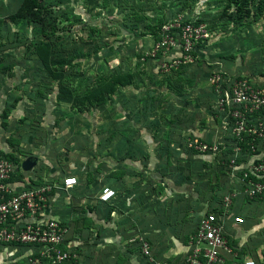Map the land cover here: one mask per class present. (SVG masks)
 Wrapping results in <instances>:
<instances>
[{"label": "rangeland", "instance_id": "rangeland-1", "mask_svg": "<svg viewBox=\"0 0 264 264\" xmlns=\"http://www.w3.org/2000/svg\"><path fill=\"white\" fill-rule=\"evenodd\" d=\"M22 1L0 0L1 130L9 125L10 136H20L22 158L50 156L85 170L100 188L113 181L120 213L129 205L124 197L135 195L125 221L136 229L157 213L156 199H167L156 197L160 185L172 193L180 175L174 149L218 137L213 77L264 86V6L257 1L240 20L228 0H42V24L7 21ZM101 84L98 105L84 100ZM175 113L194 123V133L171 124Z\"/></svg>", "mask_w": 264, "mask_h": 264}, {"label": "built area", "instance_id": "built-area-1", "mask_svg": "<svg viewBox=\"0 0 264 264\" xmlns=\"http://www.w3.org/2000/svg\"><path fill=\"white\" fill-rule=\"evenodd\" d=\"M212 83L218 91L217 116L222 117V123L217 127L218 137L213 141L190 139L187 146L202 153L218 151L227 132L237 137L243 132L263 137L264 123L250 126L248 121L254 113L264 112V86L249 79L227 78L224 74L213 77ZM235 151L236 158L230 162L233 178L236 177L235 159L240 157L241 149L237 147ZM24 159L26 157L11 161L0 145V254L6 255L0 264H66L78 257L77 248L73 245L69 227L53 214L52 202L62 193L68 194L79 187V180L73 175L49 176L46 171L42 175L36 172L35 176L24 175L19 179L15 176L16 170L22 174L30 172L22 168ZM238 179L239 182L233 184L234 192L223 199L222 212L205 215L197 223L195 231L190 233L185 256L178 264H226L228 255L236 256L226 224L228 221L243 222V218L235 216L232 210L236 197L253 199L264 194V160L251 162L248 171ZM116 196L115 189L103 186L98 199L107 203ZM139 240L141 254L149 263L172 264L156 259L149 242L144 237ZM244 264L255 263L246 261Z\"/></svg>", "mask_w": 264, "mask_h": 264}, {"label": "trees", "instance_id": "trees-1", "mask_svg": "<svg viewBox=\"0 0 264 264\" xmlns=\"http://www.w3.org/2000/svg\"><path fill=\"white\" fill-rule=\"evenodd\" d=\"M254 1L259 2L260 8L264 6V0H228L227 8L235 6L234 14L241 20L250 16V6ZM43 14L44 7L42 0H23L18 9L14 13L9 14L5 19L11 23H17L19 20L26 19L29 22L42 24L44 22ZM161 27L162 26L159 27V31ZM159 31L153 32L151 35L157 38ZM110 83L114 85L115 81ZM105 85L107 84H101L93 90V93L85 95L84 100L90 98L94 106L98 105V103L102 101L101 94L103 91L101 88L105 89ZM211 96H213V93ZM214 98L217 99L216 94ZM214 113L215 117L213 122L219 126L222 123V117L217 116V110H215ZM7 115L8 113H4L5 117ZM182 118L183 116L181 117L175 113L172 117L173 122H171V124H174L181 131H191L194 133V123H187V121H183ZM259 122L264 123V112L262 111L254 113L249 119L248 124L253 126ZM230 128L231 126H229L228 131H230ZM19 138L11 137L8 139V143L11 147L18 146L20 145ZM237 147L241 149V153L240 157L235 159L236 177L233 178V168L230 166V162L233 158H236L237 154L235 150ZM5 151L6 157L13 162L18 161L22 156L18 153L19 151L17 149ZM171 154V152H168L164 155V158L168 162ZM174 155L176 170L178 169L177 171L180 173L179 177H176L177 179H174L173 183L169 184L170 188L174 191L172 190V193L168 194L166 190L168 184H166L167 187L165 186L166 189L164 188L165 183L163 186L160 185V191L156 192L155 195L156 197L158 195H164L167 196V199H163V201H161L162 199H156L152 203V208L156 210L157 213L152 215L151 218H147L141 227L134 229L135 231L133 233H141L143 236H146L145 239L151 246L153 256L156 259L168 262L169 258H161L168 249L161 240L167 237L171 238V236L175 235L179 240L183 241L181 243L184 245L182 249H188L190 233L195 231L198 225L197 223L200 222L201 218L210 213L219 215L223 210L224 197L234 192L233 184L238 183V178L243 176L244 172L248 171V165L251 162L256 163L264 160V136L259 137L250 132H243L241 137H237L227 132V134L223 136L222 144L218 151H207L204 153L189 148L187 146V141L183 140L180 150L177 151L174 149ZM25 156L27 157L28 155ZM47 168L51 171L48 164L45 163V160H42L39 161V169L24 174L18 169L15 172V176L21 179L24 175L35 176L36 172L42 175L43 171ZM250 177H252L251 174ZM32 183L35 184L36 181L32 180ZM190 186L192 190L189 191ZM174 187L181 188L179 190V188L175 189ZM152 189L154 191L156 190L155 187ZM240 197L242 196L239 195L233 200L232 210L235 216L239 214L238 200ZM156 205L163 206L157 210L155 207ZM115 208L116 207L112 205L110 210L108 209L107 220L104 219V225L109 224L110 220H112L111 212ZM134 242H136L134 243V247L137 249L136 260L138 263L141 264L144 262V264H151L148 262L147 258L141 254L140 240L136 239ZM230 244L237 250V245L234 240L231 239ZM130 253H132V250ZM73 260L75 259H72V261Z\"/></svg>", "mask_w": 264, "mask_h": 264}, {"label": "crops", "instance_id": "crops-1", "mask_svg": "<svg viewBox=\"0 0 264 264\" xmlns=\"http://www.w3.org/2000/svg\"><path fill=\"white\" fill-rule=\"evenodd\" d=\"M20 110L21 106L19 105L16 108L15 116L20 113ZM15 116L12 118L15 119ZM7 128L9 129L10 126L8 125ZM8 129L5 130L3 128L1 130L0 127V145L5 150H16L18 149L17 145L11 147L7 142L11 137V134L7 132ZM55 148L54 155H59L61 149L58 147ZM32 157L37 159L38 166L39 161L42 160L36 156ZM44 160L51 169V171L48 168L44 170L49 176H58L59 178L60 175H73L78 178L80 183L79 187L70 191L68 194L62 193L58 198L53 199L52 202L53 214L61 218L69 227L71 239L74 242L73 245L77 248L78 257L66 264H96V262L97 264H140L136 260L137 249L134 247V243H136L134 241H136L135 238L138 234L134 237L135 227L133 225L128 226L127 221H125V217L132 215L134 212V203H136L135 195L131 198L124 197L127 200L125 204L129 205L128 207H124V213H120V206H115L116 198L107 203L101 202L98 199V195L103 186L101 188L99 187V182H95V177L93 183L90 182L89 177L85 175V170H74V168L68 165H59L54 163V158L52 159L50 156ZM38 168L39 166L36 169ZM84 175L86 180L81 181L80 177ZM129 177L127 176V179ZM104 186H109L117 191L113 186V181L108 182ZM174 188H179L180 190L181 187ZM93 189L97 190L94 191ZM190 190H192L191 186L189 187ZM168 194L170 193L168 192ZM123 203L122 201L121 204ZM130 204H133V207L129 208ZM112 205L116 207L111 212L112 220H110L109 224L104 225V219L107 218L108 209L110 210ZM238 210L239 214L237 216L242 217L243 222L234 223L233 221H228L226 224V231L229 229V233H232L231 235L235 238L234 240L236 241L234 242L237 245L236 256L228 255L226 257V264H244L246 261H253L255 264H264V194L253 199L240 197L238 200ZM102 228H106L105 231H102ZM234 233H236L235 236L233 235ZM228 239L231 241V236ZM161 241L168 247L161 258H169V262L172 264L181 262L187 250L186 248L182 249L184 245L181 243L183 241L179 240L175 235L171 236V238L167 237L166 239H162ZM102 249H105V253L107 254L100 253L98 255L97 250L102 252ZM131 250L132 253H130ZM92 251H94V254L92 260H90L86 255ZM4 256L6 255L0 254L1 261ZM141 264H144V262Z\"/></svg>", "mask_w": 264, "mask_h": 264}, {"label": "water", "instance_id": "water-1", "mask_svg": "<svg viewBox=\"0 0 264 264\" xmlns=\"http://www.w3.org/2000/svg\"><path fill=\"white\" fill-rule=\"evenodd\" d=\"M37 165V159L35 157H27L22 161V168L25 171H31Z\"/></svg>", "mask_w": 264, "mask_h": 264}]
</instances>
